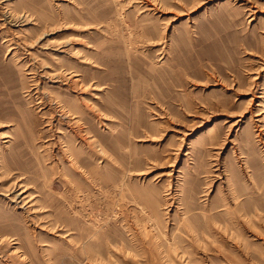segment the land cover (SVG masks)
Listing matches in <instances>:
<instances>
[{"label": "rangeland", "instance_id": "rangeland-1", "mask_svg": "<svg viewBox=\"0 0 264 264\" xmlns=\"http://www.w3.org/2000/svg\"><path fill=\"white\" fill-rule=\"evenodd\" d=\"M0 264H264V0H0Z\"/></svg>", "mask_w": 264, "mask_h": 264}, {"label": "bare ground", "instance_id": "bare-ground-1", "mask_svg": "<svg viewBox=\"0 0 264 264\" xmlns=\"http://www.w3.org/2000/svg\"><path fill=\"white\" fill-rule=\"evenodd\" d=\"M23 193H24V190H22V191L20 192L21 195H22ZM16 196H17V195H16ZM16 196H15V197H16ZM15 197H14V198H15ZM20 201H21V200H20Z\"/></svg>", "mask_w": 264, "mask_h": 264}]
</instances>
